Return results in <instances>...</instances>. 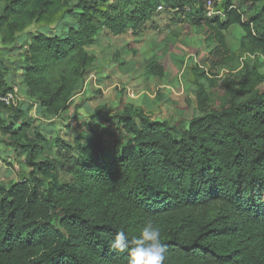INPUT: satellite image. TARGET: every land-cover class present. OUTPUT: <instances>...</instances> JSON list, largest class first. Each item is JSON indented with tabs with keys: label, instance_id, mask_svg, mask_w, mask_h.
<instances>
[{
	"label": "trees",
	"instance_id": "16d2710c",
	"mask_svg": "<svg viewBox=\"0 0 264 264\" xmlns=\"http://www.w3.org/2000/svg\"><path fill=\"white\" fill-rule=\"evenodd\" d=\"M98 1L0 0V44L8 49L29 33L13 70L22 71L26 99L47 118L69 109L95 61L86 48L101 26L90 20L91 11L105 20L106 31L120 36L128 23L140 25L162 5L205 30L215 45L212 69L234 71L246 57L264 61V0H139L128 20L116 9H97ZM209 1L223 19L208 18ZM77 12L76 26L64 28ZM232 26L243 31L236 51L226 43ZM11 64L0 53L1 95L14 94L7 84ZM210 71L191 70L199 116L182 126L157 121L142 108L113 115L94 109L84 124L92 140L75 141L77 158L67 159L68 184H60L54 160L38 161L46 138L38 130L31 136L27 123L17 130L13 122L5 124L3 113H22L0 103V136L8 134V145L25 151L31 168L28 177L0 186V264H128L127 252L112 250L109 241L120 230L139 235L146 219L167 246L164 264H264V94H252L264 75L243 63L214 106L203 84L215 88ZM147 73L163 76L156 62ZM99 120L122 126L127 141L118 158Z\"/></svg>",
	"mask_w": 264,
	"mask_h": 264
},
{
	"label": "rangeland",
	"instance_id": "374dc122",
	"mask_svg": "<svg viewBox=\"0 0 264 264\" xmlns=\"http://www.w3.org/2000/svg\"><path fill=\"white\" fill-rule=\"evenodd\" d=\"M139 0H99L95 6L101 11L123 13L128 20L131 17L133 5ZM242 0H234L237 5ZM75 16L65 19L64 28L76 26ZM211 15V16H210ZM220 16L211 10L208 18ZM222 19L223 17L220 16ZM90 20L101 26V32L95 43L87 47V52L94 56V63L87 70L84 82L72 98L68 110L58 117L47 118L40 108L32 101L22 99L18 90L17 106L22 115L10 116L3 113L5 124L13 122L15 130L22 123L31 127V136L38 130L46 138L42 143L43 153L39 162L52 159L55 162L60 184H68L70 178L65 172L70 158L76 159L73 150L75 141L82 144L89 143L92 137L85 131L84 124L89 115L96 108L113 115L123 111L125 107L142 108L157 121H167L174 126H182L184 122L199 116L196 108V88L193 85L194 77L191 70L197 66L211 70L212 77L216 78L215 88L203 82L206 91L210 94L212 104H220L224 85L236 77L243 63L250 70H256L264 75V61L254 57H246L239 63H234V71L227 67L216 66L211 68V52L215 45L206 41L205 30L179 17L174 16L170 9L157 7L150 17L138 26L127 24L124 34L113 36L104 29L105 20L100 15L90 12ZM56 29H42L53 35L61 33ZM33 31L31 34H35ZM226 43L231 51H236L243 31L238 26H232L225 34ZM30 38L29 33L19 36L17 42L5 49L0 44V53L8 64H18L23 57L25 45ZM11 49L10 52L7 50ZM120 60L123 65H119ZM15 62V63H14ZM152 62H156L163 70L162 77L150 76L147 70ZM11 64V69L13 68ZM12 73L14 70H11ZM264 94V79L252 92ZM251 94V95H252ZM243 97L241 100L246 99ZM24 97V96H23ZM104 129V139L112 157L118 158L120 148L127 141L122 126L112 122L105 124L97 121ZM16 132V131H15ZM9 135L0 136V186L8 188L12 183L31 172L25 163V151L8 145ZM69 158V159H68ZM68 159V160H67Z\"/></svg>",
	"mask_w": 264,
	"mask_h": 264
},
{
	"label": "clouds",
	"instance_id": "9594fccd",
	"mask_svg": "<svg viewBox=\"0 0 264 264\" xmlns=\"http://www.w3.org/2000/svg\"><path fill=\"white\" fill-rule=\"evenodd\" d=\"M112 250L127 252L128 264H164L167 246L162 243L161 232L152 219H146L139 235L131 236L120 230L109 241Z\"/></svg>",
	"mask_w": 264,
	"mask_h": 264
},
{
	"label": "crops",
	"instance_id": "0c3cea01",
	"mask_svg": "<svg viewBox=\"0 0 264 264\" xmlns=\"http://www.w3.org/2000/svg\"><path fill=\"white\" fill-rule=\"evenodd\" d=\"M12 67L14 68L15 67V64L14 65L12 64ZM13 68L12 69L10 68V70H13ZM21 73H22L21 70H18L16 72H13L12 73L13 75L11 77L9 76L7 78V84H9V86L12 87L16 98H17V93H18V90H19L22 93V95L24 96V97L21 96L22 99L25 101V99H26V96H25V88L21 84Z\"/></svg>",
	"mask_w": 264,
	"mask_h": 264
},
{
	"label": "built area",
	"instance_id": "2783aa9c",
	"mask_svg": "<svg viewBox=\"0 0 264 264\" xmlns=\"http://www.w3.org/2000/svg\"><path fill=\"white\" fill-rule=\"evenodd\" d=\"M211 6H212V3L211 1L208 2V9L209 11L211 10ZM0 103L6 105V106H15L17 105V100H16V97H15V94H11V93H8V94H5V95H1L0 94Z\"/></svg>",
	"mask_w": 264,
	"mask_h": 264
}]
</instances>
